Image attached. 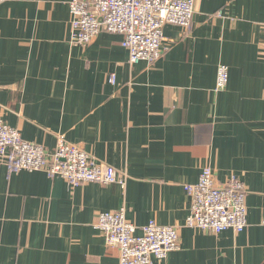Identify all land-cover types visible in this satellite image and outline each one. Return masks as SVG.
I'll list each match as a JSON object with an SVG mask.
<instances>
[{
    "label": "crops",
    "instance_id": "crops-1",
    "mask_svg": "<svg viewBox=\"0 0 264 264\" xmlns=\"http://www.w3.org/2000/svg\"><path fill=\"white\" fill-rule=\"evenodd\" d=\"M71 1L0 0V119L48 153L83 149L126 184L73 188L0 159V264H118L93 223L121 208L136 228L177 229L178 250L151 264H264V0H195L189 31L164 26L170 50L152 66L130 65L106 31L72 45ZM204 168L242 182V233L184 226L185 186Z\"/></svg>",
    "mask_w": 264,
    "mask_h": 264
},
{
    "label": "built area",
    "instance_id": "built-area-1",
    "mask_svg": "<svg viewBox=\"0 0 264 264\" xmlns=\"http://www.w3.org/2000/svg\"><path fill=\"white\" fill-rule=\"evenodd\" d=\"M194 4L195 0H72L70 42L86 47L100 31H106L122 37L121 47L127 52L130 65L145 62L152 66L170 50V44L163 38L164 26L189 31ZM228 79V68L220 64L214 91L225 90ZM114 82L111 75L109 83ZM0 159L11 173L42 171L49 178L64 179L73 188L88 183L117 184L124 188L127 180L125 171L96 163L77 146L59 141L53 152L48 153L42 146L23 140L18 130L1 119ZM185 191L190 202L185 227L213 235L226 230L235 234L244 231L246 191L235 175L218 185L211 170L204 168L197 183L185 186ZM93 228L105 237L108 248L117 250L118 264H151L152 258L163 260L179 248L175 227L159 226L151 220L136 228L126 220L124 208L100 213Z\"/></svg>",
    "mask_w": 264,
    "mask_h": 264
},
{
    "label": "rangeland",
    "instance_id": "rangeland-1",
    "mask_svg": "<svg viewBox=\"0 0 264 264\" xmlns=\"http://www.w3.org/2000/svg\"><path fill=\"white\" fill-rule=\"evenodd\" d=\"M107 247V246H106ZM108 248V247H107Z\"/></svg>",
    "mask_w": 264,
    "mask_h": 264
}]
</instances>
